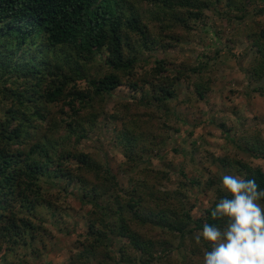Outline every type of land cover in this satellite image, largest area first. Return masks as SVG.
I'll return each mask as SVG.
<instances>
[{"label":"trees","instance_id":"1","mask_svg":"<svg viewBox=\"0 0 264 264\" xmlns=\"http://www.w3.org/2000/svg\"><path fill=\"white\" fill-rule=\"evenodd\" d=\"M144 3L151 5L153 16L164 13L157 22L167 30L197 27L205 18L204 10L221 3L226 16L233 10L244 13V0H0V250L5 246L6 251L17 253V249L30 247L34 253L32 242L41 230L37 221H42L36 209H52L49 199H59L52 196L54 189L66 194L72 185L81 187L82 203L92 206L85 251L94 250L103 264H130L131 258L143 264V257L156 260L151 250L165 244L159 230L178 231L183 240L195 244L192 236L203 224L223 228L224 220L211 216L215 203L228 195L217 180H207L205 189L215 197L206 217L194 221L180 201L185 185L172 192L160 191L146 179L130 175L123 191L115 175L100 169L85 153L71 152L85 131L76 135L62 128L67 118L70 125L79 123L82 113L92 128L99 117L97 103L122 84L160 103L166 104L172 97L173 84L160 61L155 66L161 79L146 84L143 79L148 72L143 71V84L138 86L142 50L155 41L154 30L143 22L137 6ZM250 31L256 56L247 77L250 90L262 94L264 22H257ZM97 57L112 69L107 75H102L104 68L97 65ZM208 67L206 62L196 72L201 74ZM145 84L150 90L144 89ZM198 87L201 94L204 87ZM128 124H123L120 138L125 151L130 147L125 154L128 162L135 165L141 155L133 150L137 138ZM72 135L76 136L74 144ZM70 161L78 168L67 167ZM220 162L230 169L224 160ZM129 167L131 174L133 166ZM85 172L94 174L97 181L87 189L90 179L82 177ZM155 173L162 175V181L168 179L163 172ZM241 175L264 189L261 170ZM190 184L202 188L196 179Z\"/></svg>","mask_w":264,"mask_h":264},{"label":"rangeland","instance_id":"2","mask_svg":"<svg viewBox=\"0 0 264 264\" xmlns=\"http://www.w3.org/2000/svg\"><path fill=\"white\" fill-rule=\"evenodd\" d=\"M257 4L258 0H244V13L228 10L226 16V8L221 3L215 9L204 10L205 18L188 31L182 27L167 30L157 22L163 19L164 13L153 16L151 5L138 4L143 22L154 30L155 38L150 48L142 50L140 61H144L137 75L140 76L138 86L143 84V71L148 72L143 79L146 84L161 79L156 75L155 66V62L160 61L167 71L166 78L172 81V97L166 104L160 103L156 98H149V94L144 97L140 91L122 84L111 96L97 103L99 117L92 128L88 127L90 122L84 113L79 123L70 125L71 120L66 119L62 125L65 132L77 135L85 131L71 152L85 153L100 169L115 175L123 191L128 187L130 175L146 179L147 184H155L160 191L172 192L185 185L186 193L181 195L180 201L194 221L206 217L215 197L205 189L207 180L220 182L222 174L241 175L256 169L264 172V93L252 92L247 77L256 56L248 34L257 22H264L263 9ZM206 62L209 63L207 70L197 73V67ZM146 84L144 89L150 90ZM197 85L204 87L201 94ZM55 117L60 120L58 113ZM127 123L133 127L130 129L137 138L133 150L141 155L135 165L128 162L125 154L130 147L127 145L125 151L120 138L123 124ZM75 137L71 136V144ZM201 151L215 169V172L203 169L206 180L199 174ZM220 160L230 169H225ZM129 164L133 166L131 174ZM67 167L75 169L78 164L70 161ZM156 171L163 172L168 179L162 181V175ZM82 175L90 179L85 189L97 183L94 174ZM192 179L198 180L202 188L191 185ZM80 188L72 185L66 194L54 189L52 196L59 199L54 202L48 198L53 208L36 209L42 221H37L41 230L32 242L34 253L30 247L10 253L2 246L0 264H65L60 256L62 251L71 253L67 264H103L94 250L85 251L92 206L82 203ZM159 231L165 244L152 249V257L157 258L159 250L167 264H200L203 246L183 240L178 231ZM10 256L15 258L10 259ZM130 264H138L137 259L131 258Z\"/></svg>","mask_w":264,"mask_h":264},{"label":"clouds","instance_id":"3","mask_svg":"<svg viewBox=\"0 0 264 264\" xmlns=\"http://www.w3.org/2000/svg\"><path fill=\"white\" fill-rule=\"evenodd\" d=\"M257 7L264 8V0H258ZM97 65L104 68L102 75H107L109 67L104 59L97 57ZM121 79L123 74L120 73ZM127 87V85H125ZM2 118V114H0ZM199 174L203 180L207 179L204 168L211 169L210 163L201 151ZM221 190L228 195L219 199L211 210V216L224 220L223 228L205 223L192 241L203 246L200 264H264V189H260L254 179H247L238 174H222ZM71 253L60 252V256L67 264V257ZM157 259L143 257V264H167L164 256L157 250ZM14 259V256H10Z\"/></svg>","mask_w":264,"mask_h":264}]
</instances>
